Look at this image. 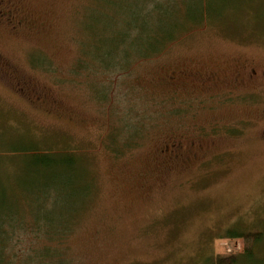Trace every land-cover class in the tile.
Instances as JSON below:
<instances>
[{"label": "rangeland", "instance_id": "374dc122", "mask_svg": "<svg viewBox=\"0 0 264 264\" xmlns=\"http://www.w3.org/2000/svg\"><path fill=\"white\" fill-rule=\"evenodd\" d=\"M174 1L184 27L137 62L175 10L147 3L144 19L125 0H29L41 32H0V221L17 207L26 222L9 229L12 261L50 244L29 225L39 221L65 234L55 245L65 264H264V0H214L210 21L190 27L189 0ZM116 55L126 70L96 67ZM128 125L139 141L117 156L111 141ZM172 143L177 158L163 153ZM27 150L73 156L85 192L67 198L38 182ZM228 232L263 240L242 259L243 240Z\"/></svg>", "mask_w": 264, "mask_h": 264}, {"label": "trees", "instance_id": "16d2710c", "mask_svg": "<svg viewBox=\"0 0 264 264\" xmlns=\"http://www.w3.org/2000/svg\"><path fill=\"white\" fill-rule=\"evenodd\" d=\"M95 1V0H94ZM127 1L126 8H128L129 13L133 15L134 9L137 8L139 14L136 12L137 15H134L135 18L143 17L146 19L149 14L145 10V5L148 3L151 5V10L157 9L161 13L168 12L169 10H175V13L173 16L167 17V16H160L157 19L158 24L155 26L154 32L151 30L149 31L152 33V35H145L144 42L145 44H152L155 46H151V48H146L143 52L141 51L139 53V58H137V61H142L145 59L153 58L154 56H159V54L163 53L165 51V48L167 46L168 42H172L174 39V31H177L179 28H183L179 16V10L176 8L177 3H173L174 0H155L152 2L151 0H125ZM233 0H229L228 3H224L223 5H226L228 7L229 4L232 3ZM169 2L172 3V6H169ZM175 2V1H174ZM166 6H163V4H166ZM176 6V7H175ZM217 4L214 2V0H189L188 6H187V18L192 24L188 25L193 26L195 23L198 25L201 24L203 21L208 20L210 21L209 17L210 14L217 9ZM171 8V9H169ZM135 9V10H137ZM150 9V8H148ZM143 10V11H141ZM205 19V20H203ZM173 22V23H171ZM189 22V23H190ZM186 26V27H188ZM144 27L146 25L144 24ZM130 28H135V26H130ZM147 32V31H142ZM173 33V34H172ZM140 34V33H139ZM119 37V34H114ZM125 36H123V40H126L129 42V45L131 42L135 41L137 39L138 32H129L124 33ZM120 38V37H119ZM119 38H116L118 40ZM131 45H135V43H131ZM161 46L160 48L158 46ZM118 45H116L117 47ZM145 46V45H144ZM107 57H96V67H101L102 69H109L114 68L117 72L120 70H126L123 66H125V60L120 59L116 55L114 56V60L112 62L106 61ZM128 131L125 132H118L115 134V140L111 141V144L114 145L112 148V153L115 155L123 154L125 150H130L134 146L136 147L139 140H137V136L140 135L139 129L134 125L133 127L128 125L126 127ZM124 134V135H123ZM124 139L121 140V138ZM139 137V136H138ZM140 138V137H139ZM25 150V149H24ZM23 150V151H24ZM44 153L48 152L45 150H42ZM27 153L34 154V156L29 160V166L32 168V172L34 173V176L37 178V181L39 182L40 179L42 180L43 184H46V186H58L57 188L61 187V192L63 197H74L76 195H81L84 190L77 191L76 188H78L79 184L82 182V179L85 180L83 177L82 179L77 176L74 171L77 168V160L73 158L71 155H58L56 158L53 156L45 155L44 153L39 154L38 151H26ZM50 173L52 175L45 174ZM52 172V173H51ZM44 175V176H43ZM56 188V189H57ZM85 188V187H84ZM86 189V188H85ZM87 194V192H86ZM38 198V197H37ZM41 206V205H40ZM46 206V205H44ZM22 214L17 207L14 208V213L16 215V218H13L10 222H1L0 221V264H65V261L63 258H61L62 253L58 252V250L55 248V245L58 243L60 244V240L63 238L65 234L58 235L56 232H54V229L57 231V227H53L49 225L50 227L44 225V222H36L29 224L30 227H32L36 232L35 233H41L45 239L50 242V244H44L38 249H34V254H29L27 256L22 255L20 258L16 261H12V258L9 256V252L7 254L6 248L8 246V240H11L9 237L11 236L10 230L16 231L21 230L23 227V224L26 226V222L24 221V217L21 215H18L17 213ZM14 216V214H13ZM30 223V222H29ZM33 224V225H32ZM8 228V229H7ZM31 228V229H32ZM12 231V233H13ZM229 233V232H228ZM232 239H242L243 243L245 244L243 248V255L242 259H250V257L253 256L254 248L261 242V234L258 233H229ZM54 235V236H53ZM60 241V242H59ZM41 244V242L39 243ZM53 246V247H52ZM214 264H239L237 262V258L235 256H229L228 259H220L219 257L215 259Z\"/></svg>", "mask_w": 264, "mask_h": 264}, {"label": "flooded vegetation", "instance_id": "af4514ba", "mask_svg": "<svg viewBox=\"0 0 264 264\" xmlns=\"http://www.w3.org/2000/svg\"><path fill=\"white\" fill-rule=\"evenodd\" d=\"M28 1L29 0H0V32L12 38L41 32L42 28L40 27L39 18L35 16H30L28 18L25 15V4H27ZM1 66L2 65H0V68ZM250 73V78L256 75L255 71H251ZM234 81L235 82L231 84L232 89H239V87H241L240 76ZM37 99H41V97ZM45 102L46 95L43 97L41 104L44 105ZM180 149H182L181 143H172L163 150V153L171 154L173 158H177Z\"/></svg>", "mask_w": 264, "mask_h": 264}]
</instances>
